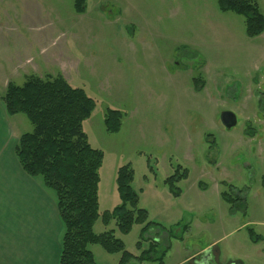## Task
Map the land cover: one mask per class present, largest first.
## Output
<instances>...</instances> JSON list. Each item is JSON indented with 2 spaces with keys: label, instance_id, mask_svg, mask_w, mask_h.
<instances>
[{
  "label": "rangeland",
  "instance_id": "374dc122",
  "mask_svg": "<svg viewBox=\"0 0 264 264\" xmlns=\"http://www.w3.org/2000/svg\"><path fill=\"white\" fill-rule=\"evenodd\" d=\"M256 2L264 15V0ZM30 74H61L94 99L82 128L103 152L99 211L120 204L117 169L129 165L137 206L164 227L157 239L169 245L164 264H186L206 250L225 261L264 264V116L258 109L264 31L249 37L244 17L219 10L217 0H85L83 13L74 11L73 0H0L6 114L7 84L21 85ZM108 109L122 113L118 131L106 129ZM224 111L236 118L229 128L221 122ZM15 115L6 118L12 135L14 120L23 121L21 133L32 129L24 114ZM4 130L0 124V140ZM178 166L188 174L175 182L180 193L174 195L165 179ZM32 178L56 202L41 177ZM224 191L241 199L231 204ZM142 227L134 223L122 233L114 220L105 225L98 217L93 230L113 229L137 256L150 245L145 235L158 230L150 227L142 237ZM88 247L97 263L118 264L120 252Z\"/></svg>",
  "mask_w": 264,
  "mask_h": 264
},
{
  "label": "trees",
  "instance_id": "16d2710c",
  "mask_svg": "<svg viewBox=\"0 0 264 264\" xmlns=\"http://www.w3.org/2000/svg\"><path fill=\"white\" fill-rule=\"evenodd\" d=\"M73 6L76 13H83L85 0H73ZM217 6L223 12L242 15L249 37L264 31V15L256 0H217ZM195 82L199 83V89L203 87L200 77L195 78ZM1 100L7 114H24L32 125L30 131L19 135L14 151L21 168L31 177H41L43 185L55 193L63 225L57 264H99L89 244H99L109 253L120 252L118 264H140L143 261L164 264L169 245L162 247L161 240H157L164 227L148 221L147 211L137 206L138 197L131 188L133 170L129 165L117 169L120 204L99 211L98 171L103 152L89 144L82 128L83 121L95 108L94 99L84 89L70 85L61 74L54 77L30 74L21 85L9 82ZM258 109L264 116L263 98H259ZM121 119L119 110L108 109L104 120L106 129L118 131ZM179 169L180 166L165 179L174 195L180 193L175 182L185 179L188 174L186 168ZM221 197L230 203L241 199L240 196L233 198L226 191L221 192ZM98 217L105 225L114 220L122 233L130 231L134 223L143 224L142 237L150 227L158 230L154 235H145L144 239H150V245L135 256L124 248L123 241L114 235L113 229L94 232ZM137 246L141 248L140 242Z\"/></svg>",
  "mask_w": 264,
  "mask_h": 264
},
{
  "label": "crops",
  "instance_id": "0c3cea01",
  "mask_svg": "<svg viewBox=\"0 0 264 264\" xmlns=\"http://www.w3.org/2000/svg\"><path fill=\"white\" fill-rule=\"evenodd\" d=\"M7 117L0 104V264H57L62 222L56 202L21 168L14 148L23 121L14 120L12 135Z\"/></svg>",
  "mask_w": 264,
  "mask_h": 264
},
{
  "label": "flooded vegetation",
  "instance_id": "af4514ba",
  "mask_svg": "<svg viewBox=\"0 0 264 264\" xmlns=\"http://www.w3.org/2000/svg\"><path fill=\"white\" fill-rule=\"evenodd\" d=\"M186 264H239L234 260L225 261L220 252L206 250L192 255L186 260Z\"/></svg>",
  "mask_w": 264,
  "mask_h": 264
},
{
  "label": "water",
  "instance_id": "95a60500",
  "mask_svg": "<svg viewBox=\"0 0 264 264\" xmlns=\"http://www.w3.org/2000/svg\"><path fill=\"white\" fill-rule=\"evenodd\" d=\"M221 122L225 127H231L236 123L234 114L230 111H224L221 113Z\"/></svg>",
  "mask_w": 264,
  "mask_h": 264
}]
</instances>
